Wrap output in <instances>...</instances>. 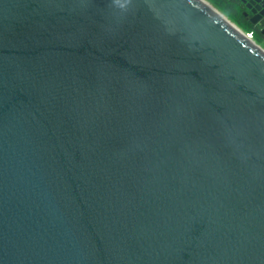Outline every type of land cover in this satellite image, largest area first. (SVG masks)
Segmentation results:
<instances>
[{"label":"water","instance_id":"95a60500","mask_svg":"<svg viewBox=\"0 0 264 264\" xmlns=\"http://www.w3.org/2000/svg\"><path fill=\"white\" fill-rule=\"evenodd\" d=\"M238 29L0 0V264H264V49Z\"/></svg>","mask_w":264,"mask_h":264},{"label":"trees","instance_id":"16d2710c","mask_svg":"<svg viewBox=\"0 0 264 264\" xmlns=\"http://www.w3.org/2000/svg\"><path fill=\"white\" fill-rule=\"evenodd\" d=\"M227 19L240 28L243 32L251 34L253 40L261 45L264 36L260 33V27L253 25L250 20L243 15V6L236 0H208Z\"/></svg>","mask_w":264,"mask_h":264},{"label":"bare ground","instance_id":"6f19581e","mask_svg":"<svg viewBox=\"0 0 264 264\" xmlns=\"http://www.w3.org/2000/svg\"><path fill=\"white\" fill-rule=\"evenodd\" d=\"M198 4H200L207 11L211 12L215 16L219 17L222 21L228 24L231 28L239 32L238 27L233 24L229 19H227L217 8H215L208 0H195Z\"/></svg>","mask_w":264,"mask_h":264},{"label":"crops","instance_id":"0c3cea01","mask_svg":"<svg viewBox=\"0 0 264 264\" xmlns=\"http://www.w3.org/2000/svg\"><path fill=\"white\" fill-rule=\"evenodd\" d=\"M261 45L264 47V40H263V42L261 43Z\"/></svg>","mask_w":264,"mask_h":264},{"label":"rangeland","instance_id":"374dc122","mask_svg":"<svg viewBox=\"0 0 264 264\" xmlns=\"http://www.w3.org/2000/svg\"><path fill=\"white\" fill-rule=\"evenodd\" d=\"M260 46L264 49V47L262 45H260Z\"/></svg>","mask_w":264,"mask_h":264}]
</instances>
